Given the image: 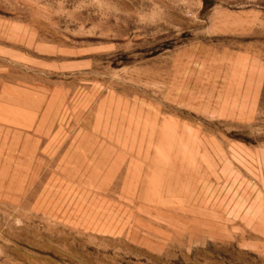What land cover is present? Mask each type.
Returning a JSON list of instances; mask_svg holds the SVG:
<instances>
[{
	"label": "rangeland",
	"instance_id": "374dc122",
	"mask_svg": "<svg viewBox=\"0 0 264 264\" xmlns=\"http://www.w3.org/2000/svg\"><path fill=\"white\" fill-rule=\"evenodd\" d=\"M0 264H264V0H0Z\"/></svg>",
	"mask_w": 264,
	"mask_h": 264
}]
</instances>
